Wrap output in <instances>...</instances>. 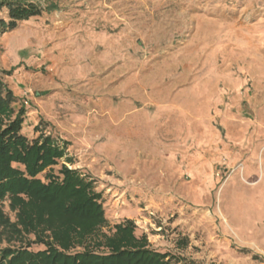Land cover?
Segmentation results:
<instances>
[{"label":"rangeland","instance_id":"374dc122","mask_svg":"<svg viewBox=\"0 0 264 264\" xmlns=\"http://www.w3.org/2000/svg\"><path fill=\"white\" fill-rule=\"evenodd\" d=\"M54 4L0 32L22 134L66 144L53 173L77 170L101 195L104 232L132 221L170 264H264V0Z\"/></svg>","mask_w":264,"mask_h":264},{"label":"trees","instance_id":"16d2710c","mask_svg":"<svg viewBox=\"0 0 264 264\" xmlns=\"http://www.w3.org/2000/svg\"><path fill=\"white\" fill-rule=\"evenodd\" d=\"M54 9V0H0L7 15L0 32ZM10 74L0 70V204L8 202L15 221L0 207V244L6 243L0 264H170L146 236L136 237L132 221L104 232L109 225L101 195L77 170L63 164L53 173L66 159V144L42 132L31 140L22 134L26 109L14 106L4 81Z\"/></svg>","mask_w":264,"mask_h":264},{"label":"crops","instance_id":"0c3cea01","mask_svg":"<svg viewBox=\"0 0 264 264\" xmlns=\"http://www.w3.org/2000/svg\"><path fill=\"white\" fill-rule=\"evenodd\" d=\"M70 34V33H69ZM69 38V37H68ZM62 93V89L59 87H54L51 88L50 91V98L47 101V105L48 107H51L53 109H55V111H59L58 108H62L65 106L64 103V99L63 97H61ZM82 104H84V113H99L100 111V101L98 100H93L92 98H85L84 100H82ZM146 104H151V105H156V103L150 99H147V101L145 102Z\"/></svg>","mask_w":264,"mask_h":264}]
</instances>
